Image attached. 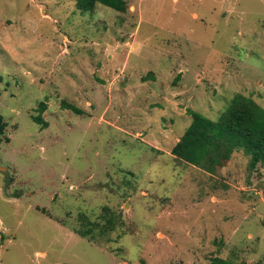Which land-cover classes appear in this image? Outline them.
Segmentation results:
<instances>
[{"label":"rangeland","instance_id":"obj_1","mask_svg":"<svg viewBox=\"0 0 264 264\" xmlns=\"http://www.w3.org/2000/svg\"><path fill=\"white\" fill-rule=\"evenodd\" d=\"M127 2L0 0V264H264V164L172 153L189 110L264 107V0Z\"/></svg>","mask_w":264,"mask_h":264},{"label":"trees","instance_id":"obj_2","mask_svg":"<svg viewBox=\"0 0 264 264\" xmlns=\"http://www.w3.org/2000/svg\"><path fill=\"white\" fill-rule=\"evenodd\" d=\"M98 4L118 12L128 10L127 0H77V8L82 12L93 11ZM63 106L77 114L82 113L79 108L67 102H63ZM46 108V103L42 102L39 106L40 113H44ZM188 112L192 122L172 149L178 161L211 171L216 166H224L235 152L243 150L250 157L252 167L258 163L264 164V107L252 97L235 94L218 121H213L198 111ZM35 120L43 128L49 126L39 116ZM6 128L4 117L0 115V145L4 141ZM89 232L80 229L77 231L82 237H87ZM210 264L240 263L216 256L211 258Z\"/></svg>","mask_w":264,"mask_h":264},{"label":"water","instance_id":"obj_3","mask_svg":"<svg viewBox=\"0 0 264 264\" xmlns=\"http://www.w3.org/2000/svg\"><path fill=\"white\" fill-rule=\"evenodd\" d=\"M0 169L5 170V168H3L2 166H0Z\"/></svg>","mask_w":264,"mask_h":264}]
</instances>
